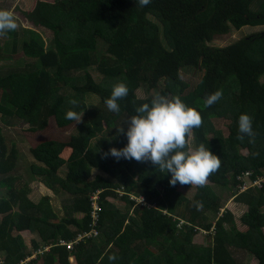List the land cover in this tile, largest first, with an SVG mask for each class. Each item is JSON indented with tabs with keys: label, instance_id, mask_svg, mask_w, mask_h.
Returning a JSON list of instances; mask_svg holds the SVG:
<instances>
[{
	"label": "trees",
	"instance_id": "1",
	"mask_svg": "<svg viewBox=\"0 0 264 264\" xmlns=\"http://www.w3.org/2000/svg\"><path fill=\"white\" fill-rule=\"evenodd\" d=\"M23 16L50 37L45 42L30 27L18 44L16 30L0 36V59L18 51L22 58L0 74V122L22 120L27 133L42 130L49 117L57 127L73 125L66 139L29 146L27 163L0 126V264H243V253L264 264V29L210 43L214 35L264 25V0H152L144 7L136 0H34ZM189 68L191 83L180 76ZM120 82L129 93L117 114L105 100ZM216 90L222 98L206 107ZM86 93L97 97L94 106L87 107ZM156 93L179 95L201 113L193 147L203 143L222 162L206 186L172 187L171 174L150 162L103 156L127 145L119 130L126 133L135 109ZM69 110L84 111L82 121L65 119ZM244 113L253 117L254 144L237 139ZM213 119L226 120L227 132ZM90 169L104 176L88 178ZM32 180L63 192L59 215L46 192L32 199ZM183 187L193 189L191 199ZM213 187L228 191L221 197ZM225 199L244 205L243 229ZM198 230L204 244L193 242ZM28 232L37 238L29 248ZM111 254L118 258L109 261Z\"/></svg>",
	"mask_w": 264,
	"mask_h": 264
},
{
	"label": "clouds",
	"instance_id": "2",
	"mask_svg": "<svg viewBox=\"0 0 264 264\" xmlns=\"http://www.w3.org/2000/svg\"><path fill=\"white\" fill-rule=\"evenodd\" d=\"M152 0H136L139 6L149 5ZM18 28L17 20L12 10L0 9V36ZM129 88L123 83L113 86L111 95L105 100L109 111L120 112L119 101L128 96ZM223 96L222 90H216L205 98V106L211 107ZM73 107L78 101H69ZM136 115L126 122L128 127L125 133L122 127L119 131L127 137V145L121 149L111 148L103 156H112L117 161L121 158L137 162H150L164 173H170L169 184L175 187L190 185L204 187L209 177L221 167V158L213 154L203 143L193 147V130L203 125L201 113L194 107H189L179 95L168 96L156 93L151 103H144L135 109ZM84 111L78 113L67 111L65 119L82 121ZM257 133L253 129V117L247 113L241 114L238 119L237 139L244 141L248 137L250 144L255 143ZM258 156L259 153H253ZM99 190V189H95ZM202 205H197L198 209ZM115 254L108 255L109 261H115Z\"/></svg>",
	"mask_w": 264,
	"mask_h": 264
},
{
	"label": "rangeland",
	"instance_id": "3",
	"mask_svg": "<svg viewBox=\"0 0 264 264\" xmlns=\"http://www.w3.org/2000/svg\"><path fill=\"white\" fill-rule=\"evenodd\" d=\"M33 1L34 0H0V9L12 10L14 13V16L17 20V23H18V28L16 30L18 33L17 44L19 43V39L21 37V29L26 28V27L33 28L37 32H40V34L43 37V39L45 40V42H47L48 38L50 37L49 32L46 29H44L40 26L31 25L26 20V18H24V16H23L24 12H26L30 8ZM46 1H52V0H46ZM261 29H264V25L250 27V28L247 27L246 25H244L237 30L232 29L225 34L214 35L212 37V40L210 41V43H211V45L222 46L228 42H231V41L241 37L242 35H245V34L250 33L252 31L261 30ZM2 42H3V40L0 39V45L2 44ZM17 57H19V58L16 59ZM20 59H22V58H21L19 51H18V53L14 54L12 56V58H8L6 60L0 59V74L3 73L7 68L13 67L14 66L13 65L14 60H16L18 62ZM88 71L94 80H96V81L99 80L100 75L94 69V67H89ZM180 76L182 79H185L186 81H188L190 83L192 82L191 81L192 71L190 68L187 70H184V69L181 70ZM149 93L150 92H148V94ZM136 95H137V97H143L144 96L141 88H137ZM84 101H85L87 107H92L96 103L97 97L93 94L86 93L84 95ZM212 122H213L214 126L218 129H220L223 133L227 132L226 126H225V124L227 122L226 120H224V119H213ZM72 125H73V123H70L69 125L64 126V127H57L54 125L53 119L51 117H49L48 121H47V125L42 130H40L36 133H27L28 131L26 132V129H25L27 127V125L22 120H15L14 124L11 126H3V124L0 122V126H2L3 133L8 138L13 139L15 141L17 148L23 154L26 155V157L23 158V159H25L26 163L30 159V157L28 156V152H29L28 147L29 146H32L34 143L41 141V140H44V139H56V140L66 139L68 133L70 132V128ZM27 168H28L27 164L18 165V169L21 170L22 172H25V170ZM95 173L96 174L100 173L102 176H104L103 172H100L97 169L96 170L90 169V171L88 172V174H89L88 178H91L92 176H94ZM19 175L21 177H23L22 174H19ZM24 178H27V175ZM213 188L218 192V194L221 197L225 196L227 191H228L225 189L219 190V188H216V187H213ZM182 189H184V191H185L184 195L191 199L192 194H193V189H190V188L188 189L187 187H183ZM29 191H31L30 196L32 197L33 200H37L36 198H39L42 195L41 193L46 192L47 194H44V195H48L49 201L53 207V210L57 214H58L57 211H61L60 200L62 198L63 192L53 193V192H50L48 190H45V188H43L40 185V183H38L36 180L35 181L32 180L29 182ZM51 193H53V194H51ZM112 203H114L115 205H117L120 208L123 206L122 201L119 199L114 200ZM234 203L229 204V201L225 199V202L223 205H224V207L228 208L232 212L235 225L238 228L243 229L244 226L239 222V216L242 213V211H244L245 207L241 203H237V202H234ZM262 211H264V208L262 209ZM262 230L264 232V227ZM31 238H34L35 241H37L35 233H33V232L29 233L28 232V233L24 234L23 243L27 246V248L30 247V239ZM206 239H207L206 234H202L199 230L196 232V234L193 235V242L196 244H204L206 242ZM39 250L44 251V249H39ZM238 256L240 258V261L243 264H255L253 257L251 255H249V253H243L242 255H238Z\"/></svg>",
	"mask_w": 264,
	"mask_h": 264
},
{
	"label": "crops",
	"instance_id": "4",
	"mask_svg": "<svg viewBox=\"0 0 264 264\" xmlns=\"http://www.w3.org/2000/svg\"><path fill=\"white\" fill-rule=\"evenodd\" d=\"M247 27H249L250 28V26H247ZM232 202H229V204H231ZM233 204V203H232ZM227 206V205H226Z\"/></svg>",
	"mask_w": 264,
	"mask_h": 264
}]
</instances>
